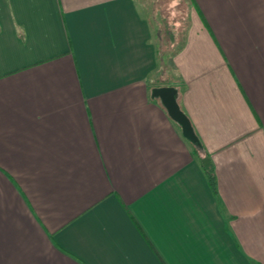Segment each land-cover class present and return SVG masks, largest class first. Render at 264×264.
Returning <instances> with one entry per match:
<instances>
[{
	"label": "crops",
	"instance_id": "obj_1",
	"mask_svg": "<svg viewBox=\"0 0 264 264\" xmlns=\"http://www.w3.org/2000/svg\"><path fill=\"white\" fill-rule=\"evenodd\" d=\"M184 4L164 70L136 0H0V264H264V0Z\"/></svg>",
	"mask_w": 264,
	"mask_h": 264
},
{
	"label": "rangeland",
	"instance_id": "obj_2",
	"mask_svg": "<svg viewBox=\"0 0 264 264\" xmlns=\"http://www.w3.org/2000/svg\"><path fill=\"white\" fill-rule=\"evenodd\" d=\"M136 1L142 9L144 16L154 25V38L158 48V59L163 64L165 70L170 56L175 52L179 30L186 22L188 6L184 4L185 0Z\"/></svg>",
	"mask_w": 264,
	"mask_h": 264
},
{
	"label": "water",
	"instance_id": "obj_3",
	"mask_svg": "<svg viewBox=\"0 0 264 264\" xmlns=\"http://www.w3.org/2000/svg\"><path fill=\"white\" fill-rule=\"evenodd\" d=\"M151 97L160 101L170 119L180 127L183 138L192 144L199 145L190 121L178 105L176 89L173 87L154 88L151 91Z\"/></svg>",
	"mask_w": 264,
	"mask_h": 264
},
{
	"label": "trees",
	"instance_id": "obj_4",
	"mask_svg": "<svg viewBox=\"0 0 264 264\" xmlns=\"http://www.w3.org/2000/svg\"><path fill=\"white\" fill-rule=\"evenodd\" d=\"M196 145V144H195ZM199 148V145H196ZM200 166L202 167L204 173L206 174L207 180L209 185L211 186L212 190L215 188V178L211 168L210 161L206 158L200 160Z\"/></svg>",
	"mask_w": 264,
	"mask_h": 264
}]
</instances>
